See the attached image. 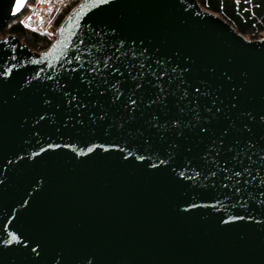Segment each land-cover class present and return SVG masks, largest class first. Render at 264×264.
Instances as JSON below:
<instances>
[{
    "label": "water",
    "instance_id": "obj_1",
    "mask_svg": "<svg viewBox=\"0 0 264 264\" xmlns=\"http://www.w3.org/2000/svg\"><path fill=\"white\" fill-rule=\"evenodd\" d=\"M0 264H264V34L79 0L45 49L0 36Z\"/></svg>",
    "mask_w": 264,
    "mask_h": 264
},
{
    "label": "trees",
    "instance_id": "obj_2",
    "mask_svg": "<svg viewBox=\"0 0 264 264\" xmlns=\"http://www.w3.org/2000/svg\"><path fill=\"white\" fill-rule=\"evenodd\" d=\"M34 0H29L23 10L9 19L0 29V36L16 34L31 50L45 49L51 42L55 29L65 15L79 0H73L61 10L51 26V35L27 29L21 23V18ZM206 10L217 13L237 32L251 39H257L264 33V0H197Z\"/></svg>",
    "mask_w": 264,
    "mask_h": 264
},
{
    "label": "built area",
    "instance_id": "obj_3",
    "mask_svg": "<svg viewBox=\"0 0 264 264\" xmlns=\"http://www.w3.org/2000/svg\"><path fill=\"white\" fill-rule=\"evenodd\" d=\"M72 0H34L23 16V25L40 33H49L50 24L59 11Z\"/></svg>",
    "mask_w": 264,
    "mask_h": 264
},
{
    "label": "snow or ice",
    "instance_id": "obj_4",
    "mask_svg": "<svg viewBox=\"0 0 264 264\" xmlns=\"http://www.w3.org/2000/svg\"><path fill=\"white\" fill-rule=\"evenodd\" d=\"M18 2H19V0H18ZM101 2H107V0H101ZM163 74H164V73H161V75H163ZM136 87L139 88L140 85L137 84ZM197 91H199V89H197ZM119 95H120V92H119V90H117V91H116V98H118ZM72 99L75 100V96H73ZM128 104H129V105H134V104H135V100H133L131 97H129V99H128ZM80 106L83 107V105H80ZM173 123H176V122L173 121ZM202 131H203V129H202ZM137 158H138V159H143V157H137ZM239 174H240V173H236V175H239ZM180 175L183 176L184 173L181 172ZM213 175H214V173H213ZM237 191H239V189H237ZM11 239H12V240H15V239H17V237H16L15 235H12ZM5 242H7V241H5ZM33 251H35V249H33Z\"/></svg>",
    "mask_w": 264,
    "mask_h": 264
},
{
    "label": "rangeland",
    "instance_id": "obj_5",
    "mask_svg": "<svg viewBox=\"0 0 264 264\" xmlns=\"http://www.w3.org/2000/svg\"><path fill=\"white\" fill-rule=\"evenodd\" d=\"M264 33V32H263ZM247 37V36H246ZM247 38H249V37H247ZM251 39V38H250Z\"/></svg>",
    "mask_w": 264,
    "mask_h": 264
}]
</instances>
